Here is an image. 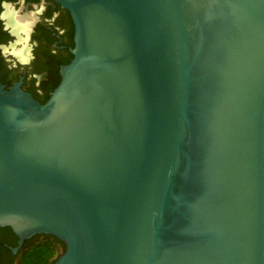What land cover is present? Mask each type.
I'll return each instance as SVG.
<instances>
[{
    "label": "water",
    "instance_id": "1",
    "mask_svg": "<svg viewBox=\"0 0 264 264\" xmlns=\"http://www.w3.org/2000/svg\"><path fill=\"white\" fill-rule=\"evenodd\" d=\"M53 1L72 59L0 94V228L53 264H264V0Z\"/></svg>",
    "mask_w": 264,
    "mask_h": 264
},
{
    "label": "flooded vegetation",
    "instance_id": "2",
    "mask_svg": "<svg viewBox=\"0 0 264 264\" xmlns=\"http://www.w3.org/2000/svg\"><path fill=\"white\" fill-rule=\"evenodd\" d=\"M73 46L69 13L53 0H0V94L16 86L46 103L61 80V68L72 59ZM4 228L0 264H16L15 256L29 239L19 246Z\"/></svg>",
    "mask_w": 264,
    "mask_h": 264
},
{
    "label": "trees",
    "instance_id": "3",
    "mask_svg": "<svg viewBox=\"0 0 264 264\" xmlns=\"http://www.w3.org/2000/svg\"><path fill=\"white\" fill-rule=\"evenodd\" d=\"M9 230L4 228L2 231ZM56 244H63L51 236L35 235L25 242L18 252L16 264H53L56 254Z\"/></svg>",
    "mask_w": 264,
    "mask_h": 264
},
{
    "label": "rangeland",
    "instance_id": "4",
    "mask_svg": "<svg viewBox=\"0 0 264 264\" xmlns=\"http://www.w3.org/2000/svg\"><path fill=\"white\" fill-rule=\"evenodd\" d=\"M60 253V247L58 246V244H56V254L55 257ZM54 257V258H55Z\"/></svg>",
    "mask_w": 264,
    "mask_h": 264
}]
</instances>
